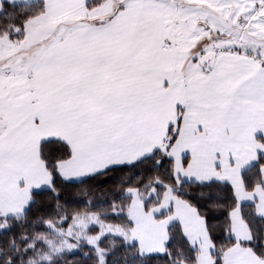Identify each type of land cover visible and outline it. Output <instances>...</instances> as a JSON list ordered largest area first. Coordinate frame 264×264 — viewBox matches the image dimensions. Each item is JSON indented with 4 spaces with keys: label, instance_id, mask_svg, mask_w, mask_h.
Returning a JSON list of instances; mask_svg holds the SVG:
<instances>
[{
    "label": "snow or ice",
    "instance_id": "obj_1",
    "mask_svg": "<svg viewBox=\"0 0 264 264\" xmlns=\"http://www.w3.org/2000/svg\"><path fill=\"white\" fill-rule=\"evenodd\" d=\"M0 264H264V0H0Z\"/></svg>",
    "mask_w": 264,
    "mask_h": 264
},
{
    "label": "trees",
    "instance_id": "obj_2",
    "mask_svg": "<svg viewBox=\"0 0 264 264\" xmlns=\"http://www.w3.org/2000/svg\"><path fill=\"white\" fill-rule=\"evenodd\" d=\"M110 187H112V181H108L105 185L93 187L91 189H89L87 184L79 185L72 188L70 193L66 194L64 198L70 200V210H85L88 207L85 201L98 203L100 205V210H103L108 207V204L104 202L114 198L112 192L109 191ZM113 222L119 221L113 219Z\"/></svg>",
    "mask_w": 264,
    "mask_h": 264
}]
</instances>
